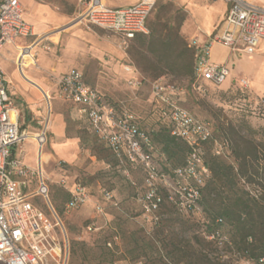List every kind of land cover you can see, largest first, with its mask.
Listing matches in <instances>:
<instances>
[{"label": "rangeland", "instance_id": "rangeland-1", "mask_svg": "<svg viewBox=\"0 0 264 264\" xmlns=\"http://www.w3.org/2000/svg\"><path fill=\"white\" fill-rule=\"evenodd\" d=\"M20 1L24 8V21L35 27L36 37L40 40L28 46L16 61L14 46L5 45L0 50V68L21 114L19 123L25 127L32 126L35 131L28 135L30 141L22 145L28 164L33 165L36 160L30 143H34L37 132L46 131V145L43 147L46 159L41 171L49 188L48 197L43 199L36 193L37 177L29 179L28 190L34 193L33 200L49 217L61 221L69 250L68 264H112L114 259L131 264H176V259L167 253L173 245L184 248L189 244L213 264H250L230 246L208 243L204 237V217L200 209L183 214L170 212L168 221L154 228L143 220L139 206L132 199L131 185V181L140 182L141 171L128 169L127 175L95 139L86 121L76 116L74 106L56 97L55 86L62 72L76 67L83 73L87 84L113 104L132 111L145 127L149 123L150 84L163 77V81L182 86L181 105L195 117L208 120L212 125L232 126L238 130L239 136L264 142V135L259 132L264 126V39L253 54L242 52L226 58L228 74L225 81L219 85L203 82L206 90L202 94L188 88L187 76L178 75L159 62L155 54L147 50L146 42L135 37L124 40L119 35L79 24L78 15L85 10L87 0ZM137 1L107 0L106 5L117 7ZM256 2L263 4L260 0ZM225 9L226 4L219 0H155V7L147 19L148 32L152 28L156 36L153 47H158L166 34L176 32L186 47L196 51L193 39L200 43L201 37L215 31L224 18ZM62 29L71 30L64 32ZM16 43L24 45L26 40L18 39ZM182 47L179 45L176 49L180 52ZM215 52L218 56L225 54V50ZM175 55L176 52L168 54V57L174 60ZM184 63L185 57L180 56L176 64L181 70ZM125 66L135 69L134 75L128 74ZM131 75L141 80V84L132 86L128 80ZM241 77L248 81L247 88L239 86ZM17 83L36 90L41 98H51L49 113L43 106L44 114L38 118L39 123L33 119L30 124L25 117L23 112L28 111L26 106L30 104L26 105L21 99L25 100L31 94L25 95ZM29 115L34 117L31 111ZM226 137L233 141L230 134ZM38 156L41 161V152ZM259 180H264L262 170ZM72 183L87 188L90 202L66 210ZM102 190H110L118 204L105 201ZM96 205L103 206L104 212L100 216L96 215ZM93 221L94 231H86L85 227ZM223 231L224 239L228 241V228ZM115 234L117 239H114ZM202 237L199 244L194 243L195 239ZM112 238L114 251L105 244Z\"/></svg>", "mask_w": 264, "mask_h": 264}, {"label": "built area", "instance_id": "built-area-1", "mask_svg": "<svg viewBox=\"0 0 264 264\" xmlns=\"http://www.w3.org/2000/svg\"><path fill=\"white\" fill-rule=\"evenodd\" d=\"M226 4L222 28L209 37L207 42L195 45L196 80L199 85L193 90L205 94L203 82L219 85L228 74L227 63L217 64L210 59L211 46L226 47L232 54H253L258 43L264 39V0H219ZM85 10L78 20L85 27H96L101 31L132 40L136 34L148 33L147 19L155 7V0H139L129 5L110 7L100 0H87ZM24 9L19 0H0V50L4 45H14L17 58L25 53L28 46L40 38L33 26L23 19ZM33 38L27 46L16 43L18 39ZM128 74L135 69L124 67ZM131 75L132 86L141 80ZM4 71L0 68V264H68L66 232L57 218H51L33 202L34 193L28 190V181L37 177L36 193L47 199L49 188L45 174L41 171L43 162L38 158L46 145V131L37 132L33 148L35 163L25 161L23 142L33 133L20 128L16 104L10 97ZM242 88L248 81L241 77ZM182 86L177 87L159 78L150 84L149 124L141 125L139 118L130 110L110 102L95 87L84 81L81 71L70 69L56 80L55 95L71 103L80 119L86 121L98 141L107 146L117 165L128 175L130 168L141 171L140 182L131 181L135 188L134 200L139 206V215L146 222L158 220L160 206L164 200L173 203L181 213L199 209V187L209 177L204 156V143L212 135L213 125L208 120L193 116L180 104ZM48 101L51 99L46 98ZM163 126L172 136L182 139L189 147L188 155L172 175L161 167V155L155 143L150 140L147 130ZM214 152L222 153V146L216 145ZM105 201H114L110 190H102ZM90 202L87 188L79 183L69 189L66 210ZM96 215L103 214V206H95ZM95 222L85 230L92 232ZM117 239V235L114 236ZM112 264H131L114 260Z\"/></svg>", "mask_w": 264, "mask_h": 264}, {"label": "trees", "instance_id": "trees-1", "mask_svg": "<svg viewBox=\"0 0 264 264\" xmlns=\"http://www.w3.org/2000/svg\"><path fill=\"white\" fill-rule=\"evenodd\" d=\"M147 34L148 36L136 34L135 38L146 42L147 50H151L157 60L165 64L169 70L187 76L188 88L193 91V86L200 84L195 78V49L186 47L176 32L166 34L163 40L160 39V45L154 48L153 40L156 36L152 33V28ZM179 45L183 46L180 52L176 49ZM173 51L176 55L174 60H170L168 54H174ZM180 56L185 57L183 70L176 64ZM159 78L163 79L158 77L155 80ZM181 100L180 96V104ZM259 132L264 135V126ZM147 133L159 150L160 162L163 164L161 168L172 175L174 168L180 167L184 162L189 147L182 139L172 136L163 126L151 127ZM227 134H230L233 141L230 142L226 137ZM95 139L97 140L96 137ZM99 143L117 163L109 148L100 141ZM218 144L222 146L223 154L214 152ZM203 151L210 170L209 177L199 187L198 196V206L204 217V237L207 238L208 243L230 246L250 264H264V180H259L260 170L264 171V142H257L252 137L239 136L238 130L232 126L213 124L211 138L204 143ZM134 195L133 186V200ZM33 202L41 208L40 204L34 200ZM41 210L43 211L42 208ZM159 212L162 216L158 220L148 222L153 228L168 221L170 212L183 214L167 200L161 204ZM224 228H228L230 235L228 241L224 239ZM202 239L203 237L197 238L194 243L199 244ZM112 242L113 238L105 244L108 249L114 251L115 246ZM196 251L197 249L191 244L184 248L173 245L167 254L176 259V264H213Z\"/></svg>", "mask_w": 264, "mask_h": 264}, {"label": "crops", "instance_id": "crops-1", "mask_svg": "<svg viewBox=\"0 0 264 264\" xmlns=\"http://www.w3.org/2000/svg\"><path fill=\"white\" fill-rule=\"evenodd\" d=\"M24 1H26V3H28V0H24ZM106 1L107 0H100V2H101V4L103 3L104 5H106ZM19 2H20V4H21V1L19 0ZM133 3V2H132ZM131 3V4H132ZM129 5V4H128ZM23 8V7H22ZM24 9V8H23ZM225 12H226V9H225ZM224 15H225V13H224ZM224 17V16H223ZM225 18V17H224ZM224 18H223V20L222 21H220V23H219V25H218V27L215 29V31L213 30V31H211L210 32V34L206 37V36H203V37H201L200 39H199V41H200V43H204V42H207V40L209 39L208 37H210L211 35H213V34H216L217 32H219L220 30H221V28H222V25H223V21H224ZM77 25H79V24H77ZM76 25V26H77ZM73 27H75V26H73ZM92 28H95V29H98V28H96V27H89V29H92ZM73 29V28H72ZM71 29H68V30H63L64 32H68V31H70ZM98 30H100V29H98ZM34 31H35V34H36V29H35V27H34ZM58 33H59V31L57 32V33H55V35H56V37H57V35H58ZM37 35V34H36ZM115 35V34H114ZM118 36V35H117ZM55 38V37H54ZM26 40V44H24V46H27L28 44H30L31 42H33V38H30V37H28V39H25ZM7 45H9V44H7ZM5 46V45H4ZM3 46V47H4ZM14 46V45H13ZM2 47V48H3ZM211 53H210V59H211V61L213 62V63H217V64H224V63H227L226 62V58H229L231 55L232 56H235V54H232L230 51H229V49L228 48H226V47H222V46H220V45H218V44H214V45H212L211 46ZM14 49H15V47H14ZM215 50H225V54H224V56H218L217 55V53L215 52ZM15 51H16V49H15ZM16 53V55H15V57H14V61H16V59H17V52H15ZM33 53H34V51H33ZM35 54V53H34ZM34 58H35V55H34ZM28 66V65H27ZM29 67V66H28ZM28 67L26 68V70L28 69ZM74 68H76V67H74ZM74 68H69L67 71H69L70 69H74ZM6 69V68H5ZM14 71V70H13ZM12 71V72H13ZM66 71V72H67ZM66 72H62L61 74H63V73H66ZM5 74V73H4ZM83 74V73H82ZM130 77V76H129ZM128 77V78H129ZM134 77V76H133ZM32 78V77H31ZM12 82V81H11ZM10 82V80H9V83H11ZM41 84V83H40ZM17 85H19L22 89H23V91H24V93H25V95L26 94H31V96L29 97V98H25V100L24 99H21L24 103H26V105H28V104H30V105H28V106H26V108L28 109V111H26V112H23L24 113V115H25V117L26 118H28L29 119V121H30V124H31V121L33 120V119H36V121H35V123H39V119L38 118H40L43 114H44V107H45V112L47 111V113H49L48 112V110H49V108H50V105H51V103H50V100L48 101L44 96V98H41L40 97V95L38 94V92L36 91V90H31L29 87H26V86H24L23 84H20V83H17ZM42 85V84H41ZM43 86V85H42ZM44 87V86H43ZM45 88V87H44ZM7 89H8V92H9V95H10V97L12 98V91H11V89H10V86H8V84H7ZM30 89V90H29ZM29 91H32V92H29ZM13 99V98H12ZM14 101V100H13ZM43 101H44V103H43ZM18 102V101H17ZM31 102V103H30ZM15 103V102H14ZM16 104V103H15ZM44 106V107H43ZM17 107V106H16ZM17 110H18V113H19V109L17 108ZM32 112V113H34V117L32 118L31 117V115H29V112ZM73 111L75 112V107L73 108ZM20 114V113H19ZM75 114H76V116H77V113L75 112ZM21 115V114H20ZM78 117V116H77ZM79 118V117H78ZM80 119V118H79ZM150 123V122H149ZM149 123H147V124H149ZM20 128H22V129H25V130H27V131H29V132H35L33 129H32V126L31 127H25L24 125H22V124H20ZM27 141H30V140H27ZM34 142V141H33ZM30 144H32V143H30ZM32 146H33V144H32ZM41 154H42V159H41V161L42 162H45L44 160L46 159L45 157H44V154H43V151H41ZM130 169H132V168H130Z\"/></svg>", "mask_w": 264, "mask_h": 264}, {"label": "bare ground", "instance_id": "bare-ground-1", "mask_svg": "<svg viewBox=\"0 0 264 264\" xmlns=\"http://www.w3.org/2000/svg\"><path fill=\"white\" fill-rule=\"evenodd\" d=\"M79 24H80V22H79ZM33 29H34V26H33ZM59 31V30H58ZM62 31H63V29H62ZM34 33H35V31H34ZM9 76V75H8ZM10 81H11V78H10Z\"/></svg>", "mask_w": 264, "mask_h": 264}]
</instances>
